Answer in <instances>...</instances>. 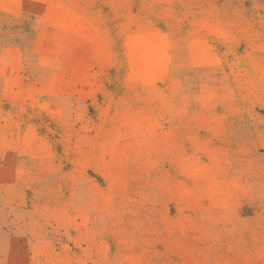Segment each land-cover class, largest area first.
<instances>
[{
  "label": "rangeland",
  "instance_id": "374dc122",
  "mask_svg": "<svg viewBox=\"0 0 264 264\" xmlns=\"http://www.w3.org/2000/svg\"><path fill=\"white\" fill-rule=\"evenodd\" d=\"M0 264H264V0H0Z\"/></svg>",
  "mask_w": 264,
  "mask_h": 264
}]
</instances>
